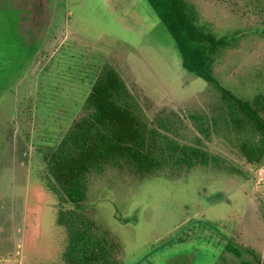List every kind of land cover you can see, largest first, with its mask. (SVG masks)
<instances>
[{
    "label": "rangeland",
    "instance_id": "rangeland-1",
    "mask_svg": "<svg viewBox=\"0 0 264 264\" xmlns=\"http://www.w3.org/2000/svg\"><path fill=\"white\" fill-rule=\"evenodd\" d=\"M184 1L203 30L227 39L213 56L219 84L264 95V0ZM106 69L157 143L215 157L176 175L143 176L120 158L91 170L80 213L114 243L112 258L264 264V156L250 162L241 150L259 135L183 68L146 0H0V264H71L47 157L92 112L91 87Z\"/></svg>",
    "mask_w": 264,
    "mask_h": 264
},
{
    "label": "trees",
    "instance_id": "trees-1",
    "mask_svg": "<svg viewBox=\"0 0 264 264\" xmlns=\"http://www.w3.org/2000/svg\"><path fill=\"white\" fill-rule=\"evenodd\" d=\"M146 1L175 41L183 68L221 92L235 114V125H249L259 135L258 144L244 143L241 147L247 160L259 161L264 156V95L257 94L252 99L237 97L213 75V56L227 44L226 37L203 30L184 0ZM123 88L119 75L106 69L91 87L88 102L92 112L76 121L47 157V187L58 196L56 222L68 232L65 258L71 264H118L112 258L114 243L96 232L95 223L80 213L86 197V177L91 170L120 158L143 176L166 169L176 175L182 169L215 160L196 146L172 140L157 143L154 130L147 129L129 105L120 101Z\"/></svg>",
    "mask_w": 264,
    "mask_h": 264
}]
</instances>
